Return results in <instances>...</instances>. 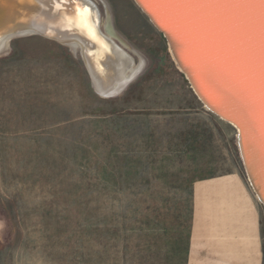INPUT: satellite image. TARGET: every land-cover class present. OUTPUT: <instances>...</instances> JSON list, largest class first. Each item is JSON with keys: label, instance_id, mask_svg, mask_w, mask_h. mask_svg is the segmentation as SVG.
Returning <instances> with one entry per match:
<instances>
[{"label": "rangeland", "instance_id": "obj_1", "mask_svg": "<svg viewBox=\"0 0 264 264\" xmlns=\"http://www.w3.org/2000/svg\"><path fill=\"white\" fill-rule=\"evenodd\" d=\"M90 1L145 66L103 97L80 53L42 35L8 43L0 264H187L192 184L244 170L237 130L206 110L133 0ZM219 233L213 264H264L263 206L209 208V234Z\"/></svg>", "mask_w": 264, "mask_h": 264}, {"label": "water", "instance_id": "obj_2", "mask_svg": "<svg viewBox=\"0 0 264 264\" xmlns=\"http://www.w3.org/2000/svg\"><path fill=\"white\" fill-rule=\"evenodd\" d=\"M133 1L206 110L236 128L246 177L264 207V0ZM114 91L97 93L124 89Z\"/></svg>", "mask_w": 264, "mask_h": 264}, {"label": "bare ground", "instance_id": "obj_3", "mask_svg": "<svg viewBox=\"0 0 264 264\" xmlns=\"http://www.w3.org/2000/svg\"><path fill=\"white\" fill-rule=\"evenodd\" d=\"M110 17L101 26L97 6L90 0H0V54L21 34L39 35L37 28L46 38L80 53L100 94L114 93L141 73L145 61L140 55L141 63L136 64L118 44L122 38Z\"/></svg>", "mask_w": 264, "mask_h": 264}, {"label": "crops", "instance_id": "obj_4", "mask_svg": "<svg viewBox=\"0 0 264 264\" xmlns=\"http://www.w3.org/2000/svg\"><path fill=\"white\" fill-rule=\"evenodd\" d=\"M191 192L192 221L187 264H213L209 257L221 256V249L215 250L210 241L217 237L216 240L221 245L222 238L220 233L217 236L209 234V208L231 209L241 202H247L255 210L262 205L256 198L244 170L197 179L192 184Z\"/></svg>", "mask_w": 264, "mask_h": 264}]
</instances>
